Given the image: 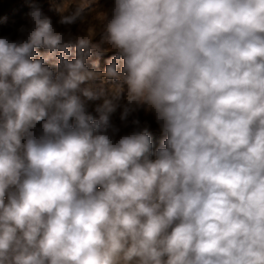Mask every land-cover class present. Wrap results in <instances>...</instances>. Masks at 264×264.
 Returning a JSON list of instances; mask_svg holds the SVG:
<instances>
[{"label": "clouds", "instance_id": "9594fccd", "mask_svg": "<svg viewBox=\"0 0 264 264\" xmlns=\"http://www.w3.org/2000/svg\"><path fill=\"white\" fill-rule=\"evenodd\" d=\"M28 15L0 37V264H264V0H114L108 48ZM125 96L155 150L108 134Z\"/></svg>", "mask_w": 264, "mask_h": 264}, {"label": "rangeland", "instance_id": "374dc122", "mask_svg": "<svg viewBox=\"0 0 264 264\" xmlns=\"http://www.w3.org/2000/svg\"><path fill=\"white\" fill-rule=\"evenodd\" d=\"M78 4L83 6L85 0H0V37H8L16 42L25 40L27 30L32 27L28 14L33 7H39L43 15L50 18L54 29L63 33L66 39L75 40L77 37H87L91 29L93 31L92 42L100 44L102 48H108L109 45L103 41L107 35V23L113 16L114 0H93L81 11L73 23L67 25L59 23L61 15H69L75 12ZM59 9L64 12L61 13ZM22 27L25 29L24 32L20 31ZM37 51L42 55L45 54L43 49ZM114 54L115 51L113 50L100 56L93 55L92 60L97 61V70L103 72L107 62ZM72 58L69 57V59ZM89 67H91V63H89ZM96 83L99 85L101 81ZM112 83L105 81L103 86L107 88ZM85 103L87 111L94 117H98L95 110L97 106L103 103V99L86 100ZM125 107L130 108V111L122 119ZM110 122L112 128L109 129L108 134L114 141H118L124 135H129L135 131L142 132L146 129L152 137L153 149L155 150L165 138V133L157 122L154 111L148 110L145 104L128 105L126 96L119 101V106L110 116ZM37 128L39 129V125ZM37 134L39 135V132Z\"/></svg>", "mask_w": 264, "mask_h": 264}]
</instances>
